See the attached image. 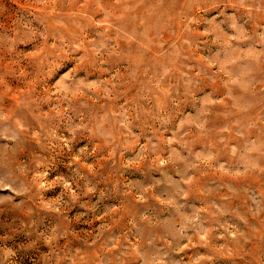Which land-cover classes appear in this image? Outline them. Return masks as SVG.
Returning <instances> with one entry per match:
<instances>
[{"label":"rangeland","instance_id":"rangeland-1","mask_svg":"<svg viewBox=\"0 0 264 264\" xmlns=\"http://www.w3.org/2000/svg\"><path fill=\"white\" fill-rule=\"evenodd\" d=\"M0 264H264V0H0Z\"/></svg>","mask_w":264,"mask_h":264}]
</instances>
